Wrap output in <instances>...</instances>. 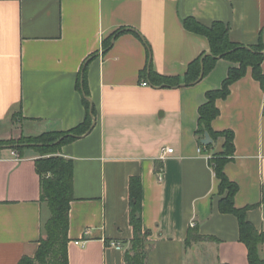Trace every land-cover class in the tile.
<instances>
[{
    "label": "crops",
    "instance_id": "0c3cea01",
    "mask_svg": "<svg viewBox=\"0 0 264 264\" xmlns=\"http://www.w3.org/2000/svg\"><path fill=\"white\" fill-rule=\"evenodd\" d=\"M186 18L222 21L231 41L253 45L264 0H0V139L12 137L14 115L25 136L82 123L76 82L85 66L94 125L58 151L73 163L68 264H124L133 236L131 176L141 179L142 227L150 232L145 264H249L236 216L218 209L219 180L208 163L223 142L198 151L195 133L205 93L221 87L233 63L219 58L189 85L148 76L151 69L182 78L191 60L209 52L207 38L184 27ZM261 69L264 75V57ZM216 105L213 130L234 135L224 165L238 185L234 204L252 205L245 217L264 231V89L250 67ZM37 157L32 147H0V264L34 255L44 235L50 211L40 199ZM190 227L214 240L186 245ZM258 251L264 260V242Z\"/></svg>",
    "mask_w": 264,
    "mask_h": 264
},
{
    "label": "trees",
    "instance_id": "16d2710c",
    "mask_svg": "<svg viewBox=\"0 0 264 264\" xmlns=\"http://www.w3.org/2000/svg\"><path fill=\"white\" fill-rule=\"evenodd\" d=\"M183 25L187 30L202 34L207 38L211 55L204 52L191 60L182 78L178 76L162 77L154 73L151 69L148 71V76L150 78L157 77L160 83H166L167 85H178L181 82L189 85L198 79L201 72V65L204 76L213 69L219 58L233 63L228 68L221 87L205 93V102L198 108V121L195 133L201 139L204 133L208 132L212 142L216 141L218 136L224 138V151L213 152L208 158V163L212 167L216 178L219 180L218 192L221 198L218 201V209L222 213H231L236 216L239 225V239L247 248L249 264H264V260L260 257L258 251L259 245L264 242V231L259 232L245 217L247 209L252 207V205L244 207L235 206L234 195L238 190V185L236 182L230 180L224 172L225 163L232 158L234 153L233 131L231 129L215 131L211 125L212 121L219 114L216 100L228 95L230 85L242 77L248 67L251 68L252 76L264 89V75L261 69L264 57V26L259 32L256 44L243 45L230 40L228 26L222 21L216 20L211 25L205 26L193 19L186 18L183 20ZM109 41L110 38L105 41V46H108ZM141 73L145 74L146 70H143ZM76 87L83 95L82 100L87 112L85 120L82 123L68 131H47L34 136H20L23 140H33L28 143L34 146L24 145L26 144L25 141L0 139V147L9 146L21 151L25 146H28L39 153L40 157H37L34 163L36 171L39 174L40 199L47 203L50 211V216L44 224V235L39 239L34 255L21 257L17 264H68V213L70 202L74 199L73 163L71 159L59 155L58 151L61 145L84 134L92 123V117L89 112L90 101L85 97L89 95V92L86 84L84 65L79 71ZM91 113L94 115L93 106L91 107ZM51 136L56 137L51 138ZM60 136L63 137L56 143L55 141ZM203 146L209 149L212 143ZM47 150L50 151L49 154L43 157L40 153L44 154ZM161 168L162 164L159 163L155 169L157 172H160ZM128 190L129 223L133 229V236L129 241L128 248L124 251V264H145L147 252L150 247L148 240L150 232L143 230L142 227V185L139 176H131L129 178ZM201 240H214V237L200 234L195 227H190L187 230L185 238L186 245Z\"/></svg>",
    "mask_w": 264,
    "mask_h": 264
},
{
    "label": "rangeland",
    "instance_id": "374dc122",
    "mask_svg": "<svg viewBox=\"0 0 264 264\" xmlns=\"http://www.w3.org/2000/svg\"><path fill=\"white\" fill-rule=\"evenodd\" d=\"M21 117L20 116H17V115H14L13 116V118H12V126H13V132H12V137H10V138H5V139H9V140H14V141H17V140H19V141H25L26 142V144H24V145H28V146H34L33 144H30V143H28L29 141H33V140H31V139H21L20 138V136L21 135H19L18 134V130H17V128H19V126H20V123H21ZM62 132V131H61ZM58 134H61V133H58ZM54 137H56V136H51V138H54ZM63 136H60V137H58L57 138V140L56 141H58L59 139H61ZM21 139V140H20ZM217 139H220V140H222V142L224 141V138L222 137V136H218V138ZM3 140V139H2ZM55 141V142H56ZM222 151H224V147H223V143H222V145L219 147V149L218 150H216V151H214V152H222ZM37 152V151H36ZM49 150H47V152H45L44 154L43 153H40L43 157L44 156H47L48 154H49ZM37 154H39L38 152H37ZM40 156V155H39Z\"/></svg>",
    "mask_w": 264,
    "mask_h": 264
},
{
    "label": "water",
    "instance_id": "95a60500",
    "mask_svg": "<svg viewBox=\"0 0 264 264\" xmlns=\"http://www.w3.org/2000/svg\"><path fill=\"white\" fill-rule=\"evenodd\" d=\"M263 53H264V50H263ZM207 54L211 55L210 52H207ZM202 77H203V71H202V65H201V72H200V75H199L198 79L196 80V82L199 81ZM164 85H166V84H164ZM85 97L88 99L87 96H85ZM91 107H92V104L90 103L89 112H90V115H91V117H92V123H91L90 127L88 128V130H87L86 132H88V131L93 127V125H94V119H93V114L91 113ZM58 141H60V139H59ZM58 141H56V143H57ZM201 143H202L203 145H205V146H206V145H209V144L212 143V139H211V137L209 136L208 132H205V133H204L203 137L201 138Z\"/></svg>",
    "mask_w": 264,
    "mask_h": 264
},
{
    "label": "built area",
    "instance_id": "2783aa9c",
    "mask_svg": "<svg viewBox=\"0 0 264 264\" xmlns=\"http://www.w3.org/2000/svg\"><path fill=\"white\" fill-rule=\"evenodd\" d=\"M142 84L143 85H146L147 84V82L146 81H142ZM202 149H204L205 150V147L203 146V147H201V148H198L197 150L198 151H201ZM163 152H172V148H170V147H167V148H164L163 149ZM210 157V155H208V158ZM117 248H120V246L118 245V244H114Z\"/></svg>",
    "mask_w": 264,
    "mask_h": 264
}]
</instances>
